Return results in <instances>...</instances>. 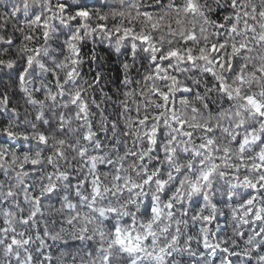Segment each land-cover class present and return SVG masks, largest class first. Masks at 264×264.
I'll list each match as a JSON object with an SVG mask.
<instances>
[{"label": "snow or ice", "instance_id": "6c2138e0", "mask_svg": "<svg viewBox=\"0 0 264 264\" xmlns=\"http://www.w3.org/2000/svg\"><path fill=\"white\" fill-rule=\"evenodd\" d=\"M2 2L0 264H264V0Z\"/></svg>", "mask_w": 264, "mask_h": 264}, {"label": "trees", "instance_id": "16d2710c", "mask_svg": "<svg viewBox=\"0 0 264 264\" xmlns=\"http://www.w3.org/2000/svg\"><path fill=\"white\" fill-rule=\"evenodd\" d=\"M86 2L89 4V6L92 5H99L103 4L105 0H86ZM8 4L12 3V0H7ZM5 11H10V7H7L3 4L2 0H0V13H3ZM224 13L218 12L213 16V19H218L219 16L223 15ZM17 20L20 21L22 24L24 21L23 15H18L17 17H12L9 20L8 25L4 29H0V35H6V34H13V28L14 25L16 24ZM16 42L19 43L20 41V34L18 32L14 33ZM95 50V54L98 58H100V61L104 64L105 66V71H106V77L110 81H116L117 77L122 74L121 71V61H128L129 63H132L131 60V51L129 48H122L120 53H116L114 49V43L110 44L107 38H101L100 36H96L95 39H89L87 44L85 45L83 51L85 53L90 54L92 50ZM15 52V49L11 50ZM2 55V53H0ZM141 63H145L146 61L143 60V55L140 54V58L138 59L136 65L132 68V74L135 76L136 75V68L140 67ZM90 64L86 63L84 65L83 71L84 73H88L89 71ZM138 78V77H137ZM210 79V77H209ZM5 82H7V77H4ZM115 85L113 84H108L106 90H109V94H111L112 90H114ZM97 97L99 98V93H97ZM13 104L17 106V110L20 113V119L22 120L24 117V103L23 100L20 98L19 94H14L13 95ZM31 111V109H29ZM5 122L4 120V114H3V109H0V125H2ZM17 131H30V129L25 128L24 126H21L17 129ZM7 137L0 135V143H3ZM12 143L16 144L17 148H19L20 143L24 144V147L27 148L28 142L25 141H12ZM33 144L35 142H32ZM32 166L31 165H26V170L31 171ZM219 225H220V231L216 229L215 223L210 225L209 227L212 228L213 232H216L217 234V239H223L226 235L230 236L231 235V226L228 225L225 221L224 218H220L219 220ZM191 231L194 233L196 229H191ZM211 239V237H210ZM195 247V243L193 244ZM201 250H203L201 248ZM210 259V258H209ZM235 260V258H233Z\"/></svg>", "mask_w": 264, "mask_h": 264}]
</instances>
